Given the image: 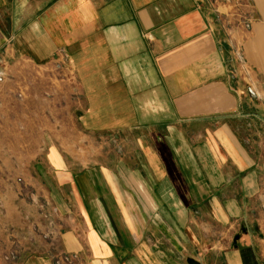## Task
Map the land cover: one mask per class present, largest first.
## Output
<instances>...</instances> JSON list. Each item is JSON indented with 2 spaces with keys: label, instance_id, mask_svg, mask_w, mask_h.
Segmentation results:
<instances>
[{
  "label": "crops",
  "instance_id": "0c3cea01",
  "mask_svg": "<svg viewBox=\"0 0 264 264\" xmlns=\"http://www.w3.org/2000/svg\"><path fill=\"white\" fill-rule=\"evenodd\" d=\"M29 189L56 242L5 261ZM0 200V264H264V0H0Z\"/></svg>",
  "mask_w": 264,
  "mask_h": 264
},
{
  "label": "rangeland",
  "instance_id": "374dc122",
  "mask_svg": "<svg viewBox=\"0 0 264 264\" xmlns=\"http://www.w3.org/2000/svg\"><path fill=\"white\" fill-rule=\"evenodd\" d=\"M249 18L247 17H240V20L244 23L247 22ZM246 28V27H245ZM239 50V49H238ZM236 50V51H238ZM240 52H242L241 50H239ZM237 57V56H236ZM238 61V60H237ZM238 63H240L238 61ZM244 67L245 70L247 68L246 64L244 65V63H241ZM65 66V65H63ZM21 71L22 72H26V73H32V74H43V73H51L57 76V79L61 78V68L59 65H21ZM250 71H248L249 73ZM247 76V75H246ZM250 76L252 77V74L250 73ZM248 77V76H247ZM253 78V77H252ZM41 83V82H40ZM53 84V90L52 93H59L61 92L60 90V81L59 80H53L52 81ZM246 89H250L251 85L249 83V81H246ZM52 119L54 122H59V120H61L62 118H70L71 114H64V113H60V112H54L52 114ZM74 115V114H73ZM71 119V118H70ZM69 119V120H70ZM74 121V125L76 124L75 118H73ZM60 128H53V129H46L45 133L48 134L49 136H51V133H53V135H55L57 138H60ZM70 131V135L71 132L73 131V133L76 132V130H69ZM86 136H92V134H89L88 132H85ZM95 137L97 138V142L98 144H96V147L102 148L101 150H105L107 148L110 149H116L118 151V142H115V135L113 132L111 131H104V132H100V136L95 135ZM88 139H82L80 140V145L78 146L75 143L71 142V138L69 141L70 147H73L75 149H81L83 151L86 150V152L88 150H92V145L89 146V142H87ZM88 149V150H87ZM17 182H21V179L18 178ZM20 196L26 199V202L32 206L35 209V215H33L31 212L25 210L24 212H22L21 214V220H22V225L20 227H12V226H8L5 228V233L7 234L8 238H9V245L6 248V250L4 251L2 258L5 261H12L11 259H6L5 256L7 254H9L10 252H13L14 249H16V253L18 251V245L20 241H24L25 243V247L29 246L31 244H35L36 241L41 240L42 242L44 241L43 239H41L40 233L43 232L46 229V221L45 218L43 216V210H51L50 204L37 192H35L34 190H21ZM47 203L49 208H46L43 203ZM0 208H1V200H0ZM56 212H53V216H55ZM33 226H35L36 230L33 229ZM31 238V239H30ZM18 254V253H17ZM17 258V255L15 256V259ZM14 259V260H15Z\"/></svg>",
  "mask_w": 264,
  "mask_h": 264
},
{
  "label": "built area",
  "instance_id": "2783aa9c",
  "mask_svg": "<svg viewBox=\"0 0 264 264\" xmlns=\"http://www.w3.org/2000/svg\"><path fill=\"white\" fill-rule=\"evenodd\" d=\"M210 1H212L213 3L216 2V1L225 3V2H227L229 0H210ZM213 9H214V11H216L215 7H213ZM244 24L246 26L248 24V22H244ZM236 56H237V60L240 63H244L245 62V58H244L243 54L239 50L236 51ZM250 94H253L252 88H250ZM43 205L46 208H49L47 203H43ZM42 210H43V212H42L43 216H44L45 221H46V229L43 232L40 233L39 237L41 239H43L45 242H48L49 244H52V243L54 244L56 242V239H55L56 235H58L57 231L55 229V221H54V216H53V212H56V208L51 207V210H45V209H42ZM33 229L36 230L35 226H33ZM52 248H54V252L56 253L55 257H54L56 264H61V262L71 263V262L74 261V258H75L74 254L62 253V252L60 253V252L56 251L55 247H52ZM16 255H17L16 249H14V251L10 252L9 254H7L5 256V258L6 259H11L13 261L15 259Z\"/></svg>",
  "mask_w": 264,
  "mask_h": 264
}]
</instances>
